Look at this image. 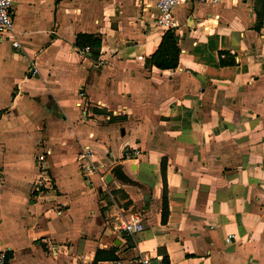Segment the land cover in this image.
I'll use <instances>...</instances> for the list:
<instances>
[{"label":"crops","instance_id":"1","mask_svg":"<svg viewBox=\"0 0 264 264\" xmlns=\"http://www.w3.org/2000/svg\"><path fill=\"white\" fill-rule=\"evenodd\" d=\"M11 12L20 47L0 41L8 264H264V0L176 5L171 69L146 64L165 31L154 0H13ZM78 33L100 37L96 57L78 52ZM82 144L98 166L88 176ZM131 212L144 222L133 236L115 227Z\"/></svg>","mask_w":264,"mask_h":264},{"label":"built area","instance_id":"2","mask_svg":"<svg viewBox=\"0 0 264 264\" xmlns=\"http://www.w3.org/2000/svg\"><path fill=\"white\" fill-rule=\"evenodd\" d=\"M185 0H154L155 13L153 17L154 24L161 29H174L176 22L173 18V9L176 5L184 2ZM216 3L219 0H208ZM12 2L13 0H0V41L10 40L15 48L20 47V43L13 35V17H12ZM207 29V27H205ZM79 53L86 54L90 51L88 46L77 49ZM37 72L36 67L32 64L29 70L30 76L35 75ZM129 156H136L140 154L138 149H134L131 153H126ZM76 161L82 173L86 176L97 171L98 166L96 163V156L93 147L89 144L80 145L76 152ZM39 168H42L44 162L41 157L37 159ZM104 180V177H100ZM118 230L123 231L125 234L133 236L144 229V222L140 214L131 212L127 216H121L115 226ZM234 235L229 233L225 235L224 241L227 244L233 242ZM50 254H56L57 246L52 242H47ZM163 256L158 254L156 256L142 255L139 257V264H161ZM7 249L0 242V264H8Z\"/></svg>","mask_w":264,"mask_h":264},{"label":"trees","instance_id":"3","mask_svg":"<svg viewBox=\"0 0 264 264\" xmlns=\"http://www.w3.org/2000/svg\"><path fill=\"white\" fill-rule=\"evenodd\" d=\"M75 44L78 48L87 45L90 48V54L96 57L100 47V37L92 33H78L76 35ZM179 52L180 49L177 45L175 31L173 29H166L155 51L146 58V64L149 66L154 65L160 69L174 68L178 63ZM220 63L224 64L225 62L221 59ZM166 210V200L163 197L161 209L162 220H165ZM161 264H167V255H163Z\"/></svg>","mask_w":264,"mask_h":264},{"label":"water","instance_id":"4","mask_svg":"<svg viewBox=\"0 0 264 264\" xmlns=\"http://www.w3.org/2000/svg\"><path fill=\"white\" fill-rule=\"evenodd\" d=\"M112 174L118 177L119 179H126V176L122 174L119 165H114L112 167Z\"/></svg>","mask_w":264,"mask_h":264}]
</instances>
